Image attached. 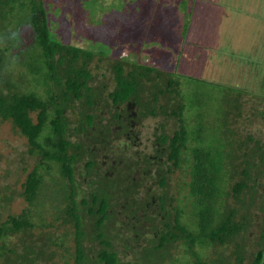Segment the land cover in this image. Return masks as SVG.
Here are the masks:
<instances>
[{"label":"trees","instance_id":"obj_1","mask_svg":"<svg viewBox=\"0 0 264 264\" xmlns=\"http://www.w3.org/2000/svg\"><path fill=\"white\" fill-rule=\"evenodd\" d=\"M31 1L0 0V124L27 145L0 175V264H264V59L217 101L211 81L59 42ZM22 20L38 88L18 62ZM94 56L112 62L106 84ZM157 116L172 127L139 134Z\"/></svg>","mask_w":264,"mask_h":264},{"label":"rangeland","instance_id":"obj_2","mask_svg":"<svg viewBox=\"0 0 264 264\" xmlns=\"http://www.w3.org/2000/svg\"><path fill=\"white\" fill-rule=\"evenodd\" d=\"M125 1L43 0V3L52 37L59 42L90 51L98 47L113 59L123 57L162 71H176L211 81L209 85L203 84L201 94L207 97L210 90L218 91L217 101L222 100L221 94L229 88L235 90L251 81L248 74H242V70L245 72L251 65L249 60L264 59V0H188V9L193 10L186 30L185 18L179 13V0H131L124 5ZM31 4L34 15L40 17L36 1L32 0ZM228 4L236 9H229ZM22 22L16 29L27 56L18 58V62L25 73L36 76V80L29 82L38 88L40 62L33 59L29 42L31 30L26 20ZM111 63V60L93 57L88 68L94 86L109 82ZM185 82L188 89L191 88L192 82ZM260 103L264 105V100ZM159 121L172 127L171 119L147 118L142 121V128L138 127L139 134L150 132ZM26 147V141L17 135L11 124H0V175ZM22 180L23 177L16 185L17 191ZM24 206L21 199H14L9 212L18 214ZM68 246L71 253L73 244L69 242ZM177 250L170 248V253L177 254Z\"/></svg>","mask_w":264,"mask_h":264}]
</instances>
